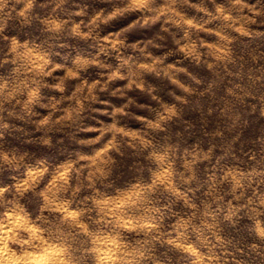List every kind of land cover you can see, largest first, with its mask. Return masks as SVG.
Returning <instances> with one entry per match:
<instances>
[{
  "label": "clouds",
  "instance_id": "9594fccd",
  "mask_svg": "<svg viewBox=\"0 0 264 264\" xmlns=\"http://www.w3.org/2000/svg\"><path fill=\"white\" fill-rule=\"evenodd\" d=\"M0 264H264V0H0Z\"/></svg>",
  "mask_w": 264,
  "mask_h": 264
}]
</instances>
